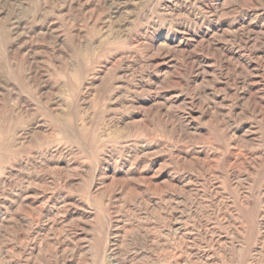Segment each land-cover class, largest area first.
Wrapping results in <instances>:
<instances>
[{
	"label": "rangeland",
	"instance_id": "374dc122",
	"mask_svg": "<svg viewBox=\"0 0 264 264\" xmlns=\"http://www.w3.org/2000/svg\"><path fill=\"white\" fill-rule=\"evenodd\" d=\"M263 225L264 0H0V264H264Z\"/></svg>",
	"mask_w": 264,
	"mask_h": 264
},
{
	"label": "bare ground",
	"instance_id": "6f19581e",
	"mask_svg": "<svg viewBox=\"0 0 264 264\" xmlns=\"http://www.w3.org/2000/svg\"><path fill=\"white\" fill-rule=\"evenodd\" d=\"M46 153V152H45ZM67 158V157H66ZM43 160V159H42ZM43 167V166H42ZM48 169V168H47ZM24 189V188H23ZM39 190V189H38ZM264 226V225H263ZM110 228V227H109Z\"/></svg>",
	"mask_w": 264,
	"mask_h": 264
}]
</instances>
